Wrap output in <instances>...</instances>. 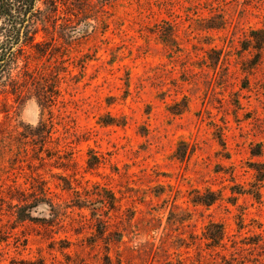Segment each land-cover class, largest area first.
<instances>
[{
	"label": "rangeland",
	"instance_id": "rangeland-1",
	"mask_svg": "<svg viewBox=\"0 0 264 264\" xmlns=\"http://www.w3.org/2000/svg\"><path fill=\"white\" fill-rule=\"evenodd\" d=\"M36 7L0 89V264H264V181L245 193L264 172V48L244 50L264 0Z\"/></svg>",
	"mask_w": 264,
	"mask_h": 264
},
{
	"label": "trees",
	"instance_id": "trees-1",
	"mask_svg": "<svg viewBox=\"0 0 264 264\" xmlns=\"http://www.w3.org/2000/svg\"><path fill=\"white\" fill-rule=\"evenodd\" d=\"M38 0H0V89H6L12 81L11 75L15 65L24 56V48L32 41L33 29L37 22L40 9H36ZM264 30L252 32L250 44L244 46V50L250 47L261 52L264 48ZM256 155V154H255ZM259 155V154H258ZM257 183L252 189L247 190V194L252 195L256 200L260 199L259 185L264 181V172L257 169ZM242 193V192H241ZM215 193L197 194L194 203L203 206H211L218 200ZM109 207H114V197L108 194L105 199ZM42 197L35 198L25 205L19 219L22 221L33 219L31 209L41 203ZM77 207H87L85 204H74ZM100 237L102 230H97ZM206 239L209 245L217 247L221 244L225 236V227L221 223H210L206 227Z\"/></svg>",
	"mask_w": 264,
	"mask_h": 264
}]
</instances>
